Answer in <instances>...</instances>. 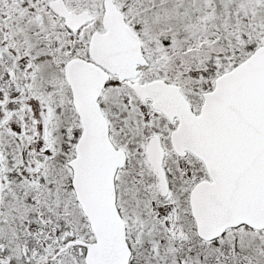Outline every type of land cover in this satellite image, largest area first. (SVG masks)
Returning a JSON list of instances; mask_svg holds the SVG:
<instances>
[{
  "label": "rangeland",
  "instance_id": "374dc122",
  "mask_svg": "<svg viewBox=\"0 0 264 264\" xmlns=\"http://www.w3.org/2000/svg\"><path fill=\"white\" fill-rule=\"evenodd\" d=\"M65 1L71 10H90L95 19L72 32L52 10L50 0H0V89L10 80L17 89L24 88L18 99L12 87L6 94L0 92V119L13 106H21L10 119L13 122L9 129L0 132V140H3L8 159L18 151L20 162L27 159L28 163L21 162V168L32 165L34 169L40 163L38 156L43 154L46 171L43 167L44 178L43 182L39 181L41 185H37L34 211L41 220L52 222L59 228L50 234L51 238L43 234L42 239L33 242V246L44 252L47 250L42 244L54 250L63 244L59 239L66 225H73L87 240L94 236L87 218L77 206L75 195L69 190L72 173L63 159H54L51 152L73 157L72 148L79 136L78 118L71 108L64 65L73 57H85L88 35L95 30H103V2ZM115 2L140 35L149 61L139 80L162 78L181 84L183 91L196 102L201 100L202 92L212 86L218 75L246 58L254 47L264 44V0ZM30 65L35 67L34 72ZM118 84L112 81L106 86L100 100L113 123L118 145L126 148L131 157L119 181L121 206L129 211L125 217L133 249L131 264H264V230L255 231L242 226L229 229L216 241L205 242L196 234L193 217L184 218L186 212L182 206L178 209L182 219L179 218V224L175 225L177 230L180 227L184 231L180 237L177 230L172 231L167 220L158 217V208L145 209L148 207L140 200L133 175L138 170L149 174L145 161L137 153L143 134L136 128L145 121L147 114L133 100L131 89ZM27 90L32 91L29 97ZM60 112H67L65 123L69 126L64 131L62 126L52 132L46 127L51 116L57 124H65ZM159 120L163 121L162 118ZM22 133H26V140H14ZM39 136L49 144L41 148V153L34 155L32 149L39 142ZM28 137L36 140H28ZM41 165L42 160L34 169L37 177L43 172ZM196 173L197 178L207 175L202 167ZM7 244L11 248L10 253L17 256L18 240L0 228V246ZM54 264L86 263L83 255L71 250L63 256V262L59 259Z\"/></svg>",
  "mask_w": 264,
  "mask_h": 264
},
{
  "label": "water",
  "instance_id": "95a60500",
  "mask_svg": "<svg viewBox=\"0 0 264 264\" xmlns=\"http://www.w3.org/2000/svg\"><path fill=\"white\" fill-rule=\"evenodd\" d=\"M103 5L105 31L91 37L93 61L73 58L65 65L73 103L84 126L71 162L73 186L95 235L93 242L71 243L87 247L86 264H130L132 249L115 189V174L126 155L110 141L99 97L110 73L124 81L137 76V65H145L146 60L123 11L114 0H103ZM50 6L73 31L93 19L86 10L69 11L63 0H51ZM129 85L142 99L152 98L154 106L171 119L179 118L172 135L175 149L191 150L207 167L210 180L199 182L190 196L198 236L212 241L240 225L263 229L264 45L217 77L215 88L204 94L199 114L192 111L177 85L162 79ZM148 154L161 171L160 147L158 154L148 148Z\"/></svg>",
  "mask_w": 264,
  "mask_h": 264
},
{
  "label": "flooded vegetation",
  "instance_id": "af4514ba",
  "mask_svg": "<svg viewBox=\"0 0 264 264\" xmlns=\"http://www.w3.org/2000/svg\"><path fill=\"white\" fill-rule=\"evenodd\" d=\"M88 38H90V35H88ZM84 55L85 58L87 59L90 58L88 46L87 48L85 47ZM30 69L32 72L35 71V67L31 65H30ZM10 76L12 77L13 73H11ZM138 80L139 77L133 79L132 81H138ZM10 81L6 82V84L2 87V89H0V92L2 93L4 92L6 94L9 88L12 87L17 93L15 94L16 95L15 98L18 99L21 93L23 92L24 88L20 87V89H17ZM112 81H117V84L119 83L117 76H113ZM65 82L67 88H69L66 80ZM119 84L131 89L133 100L137 102V104L141 106L144 109L145 113L147 114V118L145 119V121L141 122V124H138L136 126L137 130L139 132L141 130L143 134V141L141 143L140 148L137 149V153L139 156L143 158V160L145 161V165L149 170V174L144 172V170H138V172H136L135 174L136 176L133 175L134 177L133 181L135 183V187L138 190L137 193L140 195L141 198L138 199L144 201L143 202L144 205L148 207L145 209L148 211L150 209L152 210V208H158L159 209L158 217H161L165 221L167 220L169 224L172 225V231L176 232L177 226L175 225L179 224L178 220L180 218L178 209H181L183 207L186 212V216H184V218H188V219L192 218L191 206H190L191 191L199 181L208 178V175H206V177L203 178L202 177L197 178L196 172L200 167H202L206 172V168L203 162L192 151L190 150L178 151L173 146L172 135L179 123L177 117L171 119L161 110L153 106L152 99L147 98L146 100H144L135 92L134 89H132L128 85L121 83ZM179 85L181 86V91L186 96L189 103L191 104V107L194 110V112L198 113L204 101L203 94L206 91H210L215 87V79L213 80L212 86L207 90H205L204 92H202L201 100L199 102H196L193 99H191V97L183 91V86L181 84ZM24 86H26V84H24ZM27 92H29V95H27L29 97L31 94L30 92L32 91L27 90ZM20 108L21 106H17V107L13 106L2 116L3 118L0 119V132L9 129V125H11V123L13 122L10 119L14 118L13 115L18 113ZM71 108L73 109V111L77 116V113L72 103V98H71ZM66 113L67 112L59 113L62 119L64 120V123L66 120L65 117ZM77 118H78L77 126L79 129V133H78L79 136L75 144L77 143L83 131L82 123L78 116ZM161 118L163 119V121L159 120ZM108 120L110 124L111 140L116 145V147L125 149L127 153V161L125 166L123 168L118 169V172L116 174L117 205L119 208V212L122 215L127 225V217L125 216L129 211L121 206V200H120L121 189H120L119 181H120L121 172L127 169V167L130 164L131 157L126 148L118 145L114 134L113 123L111 122L110 118H108ZM62 126H63L62 131H64V128L66 126L68 127L69 124L68 123L57 124V121H55L53 116H51L50 120H48L46 127L47 129L49 128L50 131L53 132V130L54 131L55 129L59 130ZM19 135L16 136L14 140L16 139L18 140L22 139L23 141L26 140L24 138L26 137V133L25 134L22 133L20 136ZM46 135L49 136V133L46 132ZM29 139L31 141L36 140L35 138L32 137H28V140ZM44 140L45 138L39 136V140H38L39 142L36 143L35 147L32 149L35 152L34 155L35 154L38 155L39 153H41L42 151L41 148L45 144H49V142H46ZM2 141L3 140H0V228H2L4 232L8 234V236L10 235L12 239L18 240L19 244L17 247V252H18L17 256L14 253H10L11 248L8 244L4 246H0V264H54V262H57L59 259L63 262V256L71 250L79 255L84 256L86 252V247L80 244L79 242H75V243H71V242L77 240H85V238L83 237V235L79 233V231L76 230L77 228L73 227V225L71 224L69 227L67 225L64 227L63 234L60 236L59 239V241H61V243L63 242V244L56 246L55 250L52 247H46L45 244H42V246L45 248V250H47L46 252H44L40 247L33 246V242L37 239H42L43 234H46L47 237L51 238L50 234H54L56 230L59 229L58 226H54L52 222L41 220L39 217H37L36 211H34L36 209L37 185L38 184L41 185L40 182H43L42 180V178H44L43 173L46 171L45 160H43L42 158L43 154H40V156H38L40 157V163H38L37 166L41 164V160H42L41 170L43 171V167H44L45 171H43L39 175V177H37L34 171V169H36L37 166L33 169L32 165L27 167L26 165L23 164L24 167L21 168V162L23 161V163H28V161L27 159H23L20 162L19 151L17 154L13 155L11 159L7 158L8 153H5L4 143ZM150 141H152L151 142L152 144H155V150L157 143L160 144L162 148L163 177L162 174L160 176L158 171L152 166V164H150V162L147 159L146 152ZM75 144L72 148V152H73L72 158H74L75 156ZM28 150L27 153H29ZM25 151L26 149L23 150V154H22L23 157L25 156ZM51 155L52 156L54 155V159H56V157L62 158L68 171L73 174L72 167L70 165L72 158H68L67 154L65 153L61 155L58 153L51 152ZM31 168L33 171H31ZM69 169H71V171ZM71 181H72V177L70 179L68 187H70L69 190L75 195ZM76 202L80 211L85 216L82 207L78 203L77 199ZM157 204H160V206H157ZM130 211L132 212V210ZM45 217H47V215ZM178 229L180 230V227ZM179 230H177V235L179 237L181 235L183 236L184 231H182V229L180 231ZM68 243L69 245L66 248H63Z\"/></svg>",
  "mask_w": 264,
  "mask_h": 264
}]
</instances>
